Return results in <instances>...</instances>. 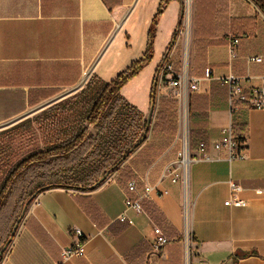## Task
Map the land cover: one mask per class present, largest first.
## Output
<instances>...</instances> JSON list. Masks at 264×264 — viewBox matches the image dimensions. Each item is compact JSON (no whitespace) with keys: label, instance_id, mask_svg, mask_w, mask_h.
Instances as JSON below:
<instances>
[{"label":"crops","instance_id":"0c3cea01","mask_svg":"<svg viewBox=\"0 0 264 264\" xmlns=\"http://www.w3.org/2000/svg\"><path fill=\"white\" fill-rule=\"evenodd\" d=\"M144 1L0 0V126L79 92L93 75L103 80L113 45L122 39L131 17H142ZM191 1L189 74L202 79L210 68L214 78L232 74L244 79L247 89L262 85L264 15L258 7L250 0H227L224 29L206 40L207 47L198 53L202 61L199 57L195 64V4ZM180 3L173 0L165 7L154 41V54L160 43L157 61L168 59L175 69L184 59ZM156 11L157 7H149L143 23L146 40ZM229 36L240 40L233 61ZM250 57H261L262 62L251 63ZM156 63L144 88L138 80L150 64L128 83L145 98ZM191 95L190 132L195 140L210 144L233 125L235 136L243 140L245 159L228 161L224 154L210 150L211 160L189 165L186 187L182 181L172 184L165 172L176 167L177 138L164 151L146 154L150 135L123 165L131 173L130 180L155 187L144 201L145 215L126 209L130 180L119 179L118 173L90 192H45L26 209L0 264H264V111L243 109L232 116L226 88L216 80L199 82L198 91ZM128 96L133 100V93ZM230 183L241 187L239 198L246 207L224 205L231 197ZM162 192L167 194L160 196ZM121 217L130 223L121 222ZM154 227L169 241L157 255L151 254ZM73 229L83 237L71 235ZM78 243L85 245V256L62 261L61 250Z\"/></svg>","mask_w":264,"mask_h":264},{"label":"trees","instance_id":"16d2710c","mask_svg":"<svg viewBox=\"0 0 264 264\" xmlns=\"http://www.w3.org/2000/svg\"><path fill=\"white\" fill-rule=\"evenodd\" d=\"M171 1H159L141 57L110 82L104 83L93 75L75 95L48 107L36 119L0 134V252L10 239L24 208L27 209L39 195L55 189L90 192L102 186L115 173H118L119 179L129 181L131 173L123 165L147 141L149 133L151 139L144 148L146 154L162 152L170 146L177 132L174 122L177 100H159L150 129V122L143 112L130 103L121 91L151 63L156 27ZM250 1L264 15V0ZM226 2L194 0L195 64L199 57L202 61L198 53L207 47L206 40L223 31ZM162 65L157 67L154 78ZM155 85L154 79L149 93L152 107L155 105ZM188 108L191 121L192 95ZM31 124L36 126L42 148L22 155L25 147L21 140L26 135L32 138L29 131ZM232 131L236 135L233 125ZM190 133L191 142L195 145L198 141Z\"/></svg>","mask_w":264,"mask_h":264},{"label":"built area","instance_id":"2783aa9c","mask_svg":"<svg viewBox=\"0 0 264 264\" xmlns=\"http://www.w3.org/2000/svg\"><path fill=\"white\" fill-rule=\"evenodd\" d=\"M182 18L183 22L179 29V35L184 43V59L181 67L175 69L173 63L165 59L159 73L169 78L170 88L174 91L173 96L179 103L178 134L176 137L177 141H179V150L176 153V167L172 170H167L165 175L171 179L172 184L182 181L186 187L189 165L199 160H211L210 150L217 155L224 154L228 161L243 160L246 157L245 147L234 135L232 126L223 129L220 138L210 144L203 141L197 142L195 146L192 144L188 104L190 95L198 91L199 82L216 80L226 88V100L232 116L243 109L264 111V83L259 87L247 89L244 85V79L232 74L222 78H214L213 71L210 68L204 70L202 79L192 77L187 67V47L191 37L192 24V9L190 7H183ZM239 46V38L228 37V53L231 61L237 59ZM249 62L259 64L262 59L261 57H250ZM229 187L231 197L224 205L234 208L246 207V202L239 198V194L242 192L241 187L234 183H230ZM154 190L155 187L147 182L136 179L130 180L125 190L126 209L134 211L137 215H145L142 203L149 199ZM166 194V192H162L160 196H165ZM120 221L125 222L127 220L125 217H121ZM127 222L130 223L129 221ZM71 235L78 239L83 237L78 229H73ZM154 235L155 240L151 246V254L157 255L169 241L158 227H154ZM85 254V245L78 243L62 249L60 257L62 261L66 262L84 257Z\"/></svg>","mask_w":264,"mask_h":264},{"label":"rangeland","instance_id":"374dc122","mask_svg":"<svg viewBox=\"0 0 264 264\" xmlns=\"http://www.w3.org/2000/svg\"><path fill=\"white\" fill-rule=\"evenodd\" d=\"M158 1L156 0H146L144 1L142 7H146L142 17L138 20L135 17H131L128 23L125 26V29L123 30L121 36L122 39L119 41H116V43L113 45V50L110 52V56L107 58L105 61V69L106 72L102 73L103 76V82L108 83L110 82L114 76H116L117 73L125 70L132 62L136 61L141 57V55L144 53V48H145V42H146V35H144L143 31V23L147 22V16H148V9L149 7H157L158 8ZM186 0H181L180 7H186ZM173 7V6H172ZM193 7V3L192 6ZM190 7V8H191ZM189 10V9H188ZM168 22V21H167ZM166 22V24H167ZM183 22V18H182ZM181 22V26H182ZM129 34H128V33ZM159 45L160 43L157 44V49L155 50L154 58L152 62L150 63L149 66L145 68V70L142 72L141 76H139V87L144 88L145 83L147 82L148 74L152 70L154 64L157 61L158 55H159ZM165 58H161L159 61L156 63L155 69L162 63H164ZM161 69V68H160ZM155 79L156 83V97H155V105L152 107L149 103V93L147 94L145 98L144 93L137 92L135 93L134 88L132 87L133 85L130 83L126 85L124 89V97H129V93H133L134 96L131 97L133 100H130V97L127 98L130 102L135 104L136 107H138L144 114L146 120L150 122V129L152 128L153 121L155 120L156 112H157V106L158 102L161 98H174V91L170 89L169 85V78L166 77V75H161L160 73L153 79ZM133 83V82H132ZM137 83V84H138ZM151 83V85H152ZM166 88V89H165ZM77 93V92H76ZM71 94L69 97L75 95ZM123 95V94H122ZM68 98V97H67ZM66 99V98H65ZM145 101V104H144ZM48 107H42V108H37L33 111H30L24 118L18 121H14L12 123L4 124L0 126V134L4 131H7L13 127H16L18 125L23 124L26 121H32L39 117L43 112L47 109ZM150 116V118H148ZM190 117V114H189ZM149 119V120H148ZM178 119H179V103L177 101V112H176V117L174 119V122L176 123V137L178 134ZM32 126L29 127V131L31 133L32 138H30L28 135L24 136L23 139L21 140V144L25 147V149L22 151V155H27L30 152H33L35 150H39L42 148L39 136H38V131L36 129V126L34 124H31ZM27 132L28 128L26 127ZM150 137V133L148 134L147 140ZM179 145V141H177ZM18 146V143L15 144ZM195 146V145H194Z\"/></svg>","mask_w":264,"mask_h":264},{"label":"water","instance_id":"95a60500","mask_svg":"<svg viewBox=\"0 0 264 264\" xmlns=\"http://www.w3.org/2000/svg\"><path fill=\"white\" fill-rule=\"evenodd\" d=\"M148 118H150V116H149ZM148 120H149V119H148ZM25 211H26V207L24 208V210H23V212H22V215H21V217L19 218L18 224L15 225V227H14L12 233H11L10 239L8 240L6 246H5V247L2 249V251L0 252V258H1V256L3 255L4 251L7 249V247L11 244V242H12L14 236H15V233H16V231H17V229H18V226H19L20 222H21L22 219H23V216H24V214H25Z\"/></svg>","mask_w":264,"mask_h":264},{"label":"bare ground","instance_id":"6f19581e","mask_svg":"<svg viewBox=\"0 0 264 264\" xmlns=\"http://www.w3.org/2000/svg\"><path fill=\"white\" fill-rule=\"evenodd\" d=\"M191 2H192L191 0H186V5H187L186 7H191Z\"/></svg>","mask_w":264,"mask_h":264}]
</instances>
